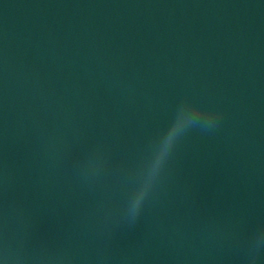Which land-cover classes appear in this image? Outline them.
I'll use <instances>...</instances> for the list:
<instances>
[{
	"label": "clouds",
	"instance_id": "obj_1",
	"mask_svg": "<svg viewBox=\"0 0 264 264\" xmlns=\"http://www.w3.org/2000/svg\"><path fill=\"white\" fill-rule=\"evenodd\" d=\"M214 123H215V121L209 122V123L203 125V127L206 128V129L207 128H211L214 125ZM170 139H171V137H170Z\"/></svg>",
	"mask_w": 264,
	"mask_h": 264
}]
</instances>
